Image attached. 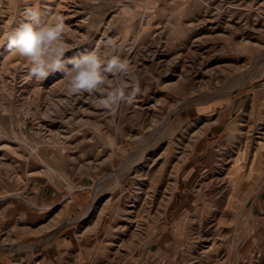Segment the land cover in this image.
I'll return each mask as SVG.
<instances>
[{
    "label": "rangeland",
    "instance_id": "rangeland-1",
    "mask_svg": "<svg viewBox=\"0 0 264 264\" xmlns=\"http://www.w3.org/2000/svg\"><path fill=\"white\" fill-rule=\"evenodd\" d=\"M28 8L65 62L127 60L131 100L32 76L5 40ZM263 197L264 0H0V264H264Z\"/></svg>",
    "mask_w": 264,
    "mask_h": 264
},
{
    "label": "clouds",
    "instance_id": "clouds-1",
    "mask_svg": "<svg viewBox=\"0 0 264 264\" xmlns=\"http://www.w3.org/2000/svg\"><path fill=\"white\" fill-rule=\"evenodd\" d=\"M25 18L30 22L11 30L5 40L14 55L30 61L32 76L43 81L52 73L62 72L67 94H88L94 98L97 107L104 109L111 110L122 101L131 100L124 91L128 87L125 78L134 80L127 60L93 50L65 62L68 45L63 40L67 28L64 18L56 17L54 21L41 23L40 13L34 8L25 10ZM113 47L115 42L109 40L106 48ZM66 63L71 67H66Z\"/></svg>",
    "mask_w": 264,
    "mask_h": 264
},
{
    "label": "crops",
    "instance_id": "crops-1",
    "mask_svg": "<svg viewBox=\"0 0 264 264\" xmlns=\"http://www.w3.org/2000/svg\"><path fill=\"white\" fill-rule=\"evenodd\" d=\"M262 155L260 154V156H258V157L262 158L263 157ZM87 189H88V186H79V187L72 186L71 190L73 192L69 194L70 196L68 197L67 203L63 204V206L58 208L57 212L53 213L54 214L53 221L54 222H60L65 217L70 216L69 215V214H71L70 212L73 210H76V208H78L80 206V204L83 203L84 199L86 198L85 196H86V190ZM56 190L59 191L58 189H56ZM77 193H79V194H77ZM46 210L48 211V208L42 209V211H46ZM62 210L65 211V213H63ZM258 217H259L258 228L262 232V236H264V197L258 202ZM61 242L64 243L65 240H62ZM57 248H60V246L58 247V245H57L55 247L50 248V253L57 250ZM262 252L264 253V251H262ZM257 253L258 252H256L255 254H257ZM263 253H261L262 257H264Z\"/></svg>",
    "mask_w": 264,
    "mask_h": 264
},
{
    "label": "bare ground",
    "instance_id": "bare-ground-1",
    "mask_svg": "<svg viewBox=\"0 0 264 264\" xmlns=\"http://www.w3.org/2000/svg\"><path fill=\"white\" fill-rule=\"evenodd\" d=\"M174 113H175V112H174ZM115 176H116V175H115ZM92 207H93V205H92ZM92 207H91V208H92Z\"/></svg>",
    "mask_w": 264,
    "mask_h": 264
}]
</instances>
